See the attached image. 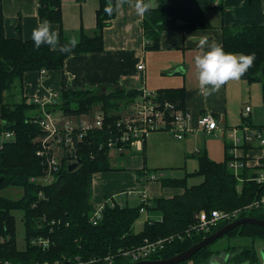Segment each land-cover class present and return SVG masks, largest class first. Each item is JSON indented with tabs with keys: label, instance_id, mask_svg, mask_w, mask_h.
<instances>
[{
	"label": "trees",
	"instance_id": "trees-1",
	"mask_svg": "<svg viewBox=\"0 0 264 264\" xmlns=\"http://www.w3.org/2000/svg\"><path fill=\"white\" fill-rule=\"evenodd\" d=\"M82 2L84 0H78ZM40 21L62 24L61 0H38ZM109 0H100L97 11V27L92 35L82 32L81 38L70 52L53 51L47 45L37 49L32 40L8 38L5 32V16L0 0V141L5 132H14L15 140L8 142L0 150V190L22 189L19 199L0 195V262L10 264H29L31 262L53 264L59 260L71 259L83 264H109L105 258L116 256L120 251L137 248L147 241L173 237L185 233L197 222L201 211H235L242 209L240 218L254 217L264 220V205L259 208L243 210L264 197V185H258L252 179L248 169L238 175L225 162H215L206 153L199 157V168L190 175L201 176L200 184L188 186L185 179L161 180L163 187H181L183 195L173 198L155 199L148 211L158 212L162 221L146 223L143 232L136 234L134 225L141 217V203L137 207L106 205L103 218L98 225L90 222L93 213L91 202L93 176L98 172L114 170L105 144L109 137L108 130L88 134L80 147L78 167L69 172L70 162H64L57 180L47 187H40L31 182V178H40L42 160L37 156L36 139L42 135L41 129L32 124L30 119L39 109L36 104H28L24 96V76L27 72L40 69H62L66 59L72 54L95 53L104 50L103 31L115 18L105 11ZM116 0H112L115 8ZM207 8L187 7L183 0H160L155 8H148L144 13L143 30L147 40V49L160 48L161 34L166 30H197L210 27ZM61 35L60 44H67L69 39ZM225 52L254 54L253 65L242 76L248 83H262L264 103V26L250 25L242 28L223 29ZM139 96V91H108L106 88L95 90H67L62 92L60 102L49 110L56 109L66 115L90 114L99 106L105 112L106 123L120 117ZM19 98V99H17ZM21 98V99H20ZM161 101L169 100L185 107L184 90H165L159 92ZM107 127V126H106ZM92 154L94 156L92 157ZM264 161V160H263ZM141 172L138 176H141ZM40 175V176H39ZM141 178V177H140ZM243 180V182H241ZM242 183V184H241ZM241 185V189H239ZM43 192V198L39 194ZM146 208V207H145ZM23 213L26 234V246L18 249L16 240V218L14 212ZM56 221V224L52 223ZM229 222L224 221L210 233L195 234L184 239L175 238L171 243L151 259H169L201 242L205 237L223 228ZM36 237L49 238L51 249L43 250L32 244ZM250 238L264 240V228L255 225L240 226L222 239ZM218 240V241H219ZM217 242V241H216ZM211 245L200 250L192 257L193 264H203L218 250ZM226 252L232 254L231 264H261L254 246L229 245ZM190 261V260H189ZM186 261L182 264H188ZM112 264H133L126 259L115 258Z\"/></svg>",
	"mask_w": 264,
	"mask_h": 264
},
{
	"label": "crops",
	"instance_id": "crops-1",
	"mask_svg": "<svg viewBox=\"0 0 264 264\" xmlns=\"http://www.w3.org/2000/svg\"><path fill=\"white\" fill-rule=\"evenodd\" d=\"M183 1L187 7L209 9L207 19L210 27L166 30L161 34L160 48L147 49L143 30L144 14H137L135 0H131V4L124 3L121 10L116 11L115 18L104 29L103 51L72 54L66 59L62 69L47 70L45 75L40 73V69L27 72L24 76V96L28 103L36 99L47 101L53 92H58L61 98L62 92L67 90L91 91L106 88L108 91L146 89L158 93L165 90L185 91V107L190 112V126L194 131L188 133L183 140L176 139L168 130L154 132L147 138L142 150L133 147L124 155H112L114 170L98 172L93 176L92 203L95 207L105 203L111 206L117 204L121 207H137L142 203L143 197L153 203L158 198L169 199L181 195L184 193L183 188H165L161 180H148L150 173L162 170L166 178H170L165 172L178 169L176 171L191 174L198 170L199 157L204 153L215 162H225L227 158L230 159L229 133L232 130L246 125L264 130V115H259L264 111L263 87L259 85L260 82L250 84L241 77L239 80L226 82L219 91L211 95L201 94L193 60L202 38H207L209 43L214 41L222 45L224 27L235 29L250 25L264 26V0ZM61 2L62 24L51 23L60 42L62 30L67 39L74 37L76 42L81 38L82 32L88 35L95 32L100 0ZM143 2L150 5L149 8H155L160 0ZM2 5L6 36L20 37L24 41L32 40L31 32L41 22L38 0H2ZM141 63L144 68L139 70ZM237 93L248 94L251 102L254 98L258 105L257 112L254 113L251 105L247 104L238 118L236 111L240 104L235 106L233 102V95ZM247 106L251 107V113L245 117L243 112ZM38 107V112L33 115L43 114L46 110L41 105ZM49 108L47 106L48 110ZM206 112L212 113L219 125L211 133L198 129V120ZM263 160L264 148L254 145L247 150L246 169L250 174L264 170ZM141 172L143 174L138 176ZM133 196L138 199L130 202ZM147 213L150 219L160 218L158 212ZM145 225L146 217L142 215L134 225V232H143ZM228 260L226 262L220 255H215L209 261L211 264H227Z\"/></svg>",
	"mask_w": 264,
	"mask_h": 264
},
{
	"label": "built area",
	"instance_id": "built-area-1",
	"mask_svg": "<svg viewBox=\"0 0 264 264\" xmlns=\"http://www.w3.org/2000/svg\"><path fill=\"white\" fill-rule=\"evenodd\" d=\"M144 68L141 63L138 66L139 70ZM46 69H41L40 73L45 75ZM140 95L133 101V103L124 111L121 112L120 117H117L113 122L106 123V116L102 111H97V114L82 115H66L62 111L48 110L60 102V95L58 92H53L51 97L44 102L35 100L33 103L40 104L45 107L43 114L34 115L30 121L32 124L41 128L42 135L36 140L38 143L37 156L42 160L44 174L40 178L33 177L31 182L40 186L47 187L56 181L60 173L63 163L61 158L65 161L73 163L78 161L80 147L88 134L108 130L109 137L105 144L112 153L117 155H124L133 147L142 150L147 138L154 132L161 130H168L172 132L176 139L183 140L188 133L193 132L194 129L190 126V112L187 109L179 107V104L174 101H161L157 91H148L146 89L139 90ZM251 113V107L247 106L243 115L248 117ZM107 126V127H106ZM218 121L210 112L204 113L198 120V129L207 133H211L218 129ZM239 130V131H238ZM234 129L229 133L231 139L230 159L228 161L229 168L238 175L247 167V150L260 145L264 148V130L254 128L250 125L241 127V129ZM241 133V134H240ZM15 140L14 132H5L1 137V147L4 142H12ZM158 174H151L148 180H158ZM258 185H264V170L258 171L252 179ZM243 181V180H241ZM43 192L40 193V196ZM146 197H143L142 203H145ZM107 203L102 207L96 208L93 212L92 219L94 224L101 221L104 209ZM264 205V197L254 202L250 208H259ZM142 215L146 217V222L153 224L154 221L159 220L149 219L146 208L141 209ZM240 210L233 212H221L213 210L212 212L201 211L197 214V222L193 224L185 233L178 235L179 239L192 237L195 234L210 233L211 230L218 226L221 222H232L235 218L240 216ZM56 224V221L52 223ZM175 237L169 239H160L157 243H148L145 245L132 249L124 253V256L131 258L133 261L144 258H152L163 250L167 244L171 243ZM48 239L37 238L34 245H38L42 249H46ZM44 244V246H43ZM78 261L80 260L77 258ZM109 264L114 262L112 257L105 258ZM0 264H10L9 262ZM29 264H51L49 262H31ZM53 264H71V260H59ZM83 264V262H77Z\"/></svg>",
	"mask_w": 264,
	"mask_h": 264
},
{
	"label": "clouds",
	"instance_id": "clouds-1",
	"mask_svg": "<svg viewBox=\"0 0 264 264\" xmlns=\"http://www.w3.org/2000/svg\"><path fill=\"white\" fill-rule=\"evenodd\" d=\"M124 3L131 4V0H116L115 8L112 6V0H109L105 11L109 14L114 10L119 11ZM149 7L150 5L145 4L143 0H135L134 8L138 15H143ZM31 39L37 49L47 45L50 50H59L61 53L70 52L76 43L73 37L67 44L61 45L58 33L53 30L47 19L38 22L31 32ZM193 60L201 94L211 95L219 91L226 82L239 80L253 65L255 56L225 52L220 44L214 41L209 43L207 38H202L195 50Z\"/></svg>",
	"mask_w": 264,
	"mask_h": 264
},
{
	"label": "rangeland",
	"instance_id": "rangeland-1",
	"mask_svg": "<svg viewBox=\"0 0 264 264\" xmlns=\"http://www.w3.org/2000/svg\"><path fill=\"white\" fill-rule=\"evenodd\" d=\"M259 85H261L262 86V83H259ZM233 97H235V99H233V102L235 103V106H237V105H239L240 104V106H239V108H238V111H236L237 112V115H238V118L240 117V115H241V113H242V109H244V107L247 105V104H250L251 105V107H252V109H253V112L255 113V112H257V110H258V105H256V102H255V100H254V98L252 99V102L251 101H249L250 100V98H249V95L248 94H245V95H242V94H239V93H237V94H234L233 95ZM17 99H19V98H17ZM21 99V98H20ZM28 103V102H27ZM28 104H33V102H29ZM36 105H40V104H36ZM127 109V108H126ZM129 109V108H128ZM97 111H102V109H100V107L99 106H97V107H95V108H93L92 109V111H91V115L92 116H94L95 114H97ZM127 111H124L123 112V114H125ZM102 113H104L105 114V112L104 111H102ZM39 115V114H38ZM259 115H260V117H262L263 115H264V111H262V112H260L259 113ZM34 116V115H33ZM239 121V120H238ZM238 125H240V124H238ZM237 125V126H238ZM41 129V128H40ZM42 132V131H41ZM241 134V133H240ZM38 139V138H37ZM36 139V140H37ZM7 144V142H4L3 144H2V147H1V144H0V150H2L3 148H4V146ZM115 153H112L111 151H110V153H109V155H110V157L112 156V155H114ZM115 155H117V154H115ZM94 156V154H92V157ZM111 160H112V158H111ZM80 161V160H79ZM63 162H67V161H65V158L64 157H62L61 158V163H63ZM67 163H69V162H67ZM74 163V162H73ZM71 164V163H70ZM199 165V164H198ZM197 165V166H198ZM179 165H176V167H178ZM196 166V167H197ZM175 167V168H176ZM43 165H42V173H41V177H42V175L44 174V170H43ZM176 170H178V169H173V170H171V172H169V171H166L165 173H166V175H168V176H170V178H174V179H185L186 177H187V180H188V186H193V185H197V184H200L201 182H202V180H203V177H201V176H194V175H190V174H188L187 175V171H181V170H179V171H176ZM161 171V172H160ZM160 171H157V172H155V173H150V175L151 174H158V176H159V179L158 180H163V179H165L166 178V176L162 173L163 171L162 170H160ZM191 172V171H190ZM193 173H195V172H193ZM40 176V175H39ZM1 180V179H0ZM56 180H57V178H56ZM1 183V182H0ZM166 188V187H165ZM175 188H181V187H175ZM182 189V188H181ZM183 190H184V192H185V189L183 188ZM23 190L22 189H8V190H5V191H2V190H0V195L2 194V195H4V196H7V197H13V198H15V199H19L22 195H23ZM184 194V193H183ZM183 194H181V195H183ZM44 196L42 195V196H40V194H39V198L40 199H42ZM138 198L136 197V196H133V197H131L130 198V202H132V201H134V200H137ZM91 202H92V198H91ZM93 204V203H92ZM130 204H134V203H130ZM116 205V204H115ZM144 205H145V207H146V211H148V208H147V205L149 206V208H151V205H152V203H151V201H149L148 199H145V203H144ZM252 205V204H251ZM251 205H249V206H246L247 208H250V206ZM103 205H100V206H98V207H95L94 205H93V209L95 210L96 208L98 209V208H100V207H102ZM130 206H133V205H130ZM95 207V208H94ZM136 207V206H135ZM246 207L243 209V210H246ZM94 210H93V212H94ZM238 210H240V212L242 213V209H238ZM219 211H221V212H233V211H222V210H219ZM14 215H15V218H16V240H17V246H18V249H20V250H23L24 248H25V246H26V234H25V226H24V222H23V213L22 212H20V211H16V212H14ZM92 215H93V213H92ZM92 215H91V217H90V222L94 225V226H96V225H98L99 223H97V224H94L93 223V221H91V219H92ZM241 215V214H240ZM141 216H142V213H141ZM247 217H249V216H247ZM102 218H103V216H102ZM150 219V218H149ZM237 219H241L240 218V216L238 217V218H235V220H237ZM102 220V219H101ZM159 220H161L162 221V217H160V219ZM158 220H156L155 222H157ZM147 223V222H146ZM178 235H182V233H178V234H176V235H172V236H174L175 238H178L177 236ZM37 238H45V237H36V238H33L32 239V244H34V242L35 241H37ZM169 238H171V236L170 237H166V238H163V239H169ZM45 239H48L49 241H50V239L49 238H45ZM0 240H2L1 238H0ZM160 241V239H158L157 241H155V242H159ZM155 242H149L148 241V243H155ZM146 243V242H145ZM236 245V246H238V245H241V246H243V245H245V244H247V246H254L255 247V249H256V251H257V253L259 254V256H260V253H261V250H263L264 249V240H260V239H250V238H237V239H233V240H229V239H222V240H219V241H217V242H215V243H213V244H211V246H210V248L211 249H213V250H218L219 251V254H217V255H220L222 258H224L225 259V261L227 260V259H230V258H232V254H228V252H226L225 250H226V248H227V246H229V245ZM52 245H53V243H51V242H48V244H47V248L45 249V250H49V249H51V247H52ZM43 246H44V244H43ZM132 249H136V248H132ZM132 249H127V250H123V251H120V253H118L116 256H114V255H112V256H109V257H112L113 259H117V258H119V259H126L127 261H130V262H132L133 264H135V263H137V262H139V261H141V260H143V259H139V260H137V261H133L131 258H129V257H127V256H124V253L125 252H127V251H131ZM44 250V249H43ZM44 250V251H45ZM261 258V257H260ZM77 259V258H76ZM80 259V258H79ZM144 259H149V258H144ZM66 260H71V259H66ZM77 262H82L81 260H79V261H73V264H77ZM227 262V261H226ZM260 262H261V264H263V261H262V259L260 260ZM55 263V262H54ZM188 264H193V261L192 260H190L189 262H188ZM203 264H211V262L210 261H206L205 263H203ZM226 264V263H225ZM227 264H231L230 262H228Z\"/></svg>",
	"mask_w": 264,
	"mask_h": 264
},
{
	"label": "water",
	"instance_id": "water-1",
	"mask_svg": "<svg viewBox=\"0 0 264 264\" xmlns=\"http://www.w3.org/2000/svg\"><path fill=\"white\" fill-rule=\"evenodd\" d=\"M80 164V161H76L74 163H71L68 166L69 172L74 171L78 165ZM2 179L0 180V182ZM255 225L264 228V220H260L254 217H243L241 219L234 220L228 224H226L223 228L215 231L214 233L210 234L209 236L205 237L201 242L194 244L191 248L188 250L181 252L173 257H170L169 259H143L135 264H182L186 261H189L192 259L194 255H196L200 250L206 248L207 246L215 243L222 237L229 234L234 229L244 226V225ZM260 257L264 264V249L261 250Z\"/></svg>",
	"mask_w": 264,
	"mask_h": 264
}]
</instances>
